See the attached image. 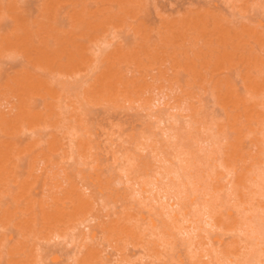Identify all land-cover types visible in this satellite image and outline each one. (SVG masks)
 Segmentation results:
<instances>
[{
    "label": "rangeland",
    "instance_id": "rangeland-1",
    "mask_svg": "<svg viewBox=\"0 0 264 264\" xmlns=\"http://www.w3.org/2000/svg\"><path fill=\"white\" fill-rule=\"evenodd\" d=\"M259 22L264 0H0V264H264Z\"/></svg>",
    "mask_w": 264,
    "mask_h": 264
},
{
    "label": "bare ground",
    "instance_id": "bare-ground-1",
    "mask_svg": "<svg viewBox=\"0 0 264 264\" xmlns=\"http://www.w3.org/2000/svg\"><path fill=\"white\" fill-rule=\"evenodd\" d=\"M260 2H262V1H260ZM260 4H261V3H260ZM44 5H45V4H44ZM254 5H255V4H254ZM261 5H262V4H261ZM47 6H48V5H47ZM218 6H219V5H218ZM262 6H263V5H262ZM57 7H58V6H57ZM211 8H212V7H211ZM215 8H216V7H215ZM38 9H40V8H38ZM47 9H48V8H47ZM57 9H58V8H57ZM216 10H217V9H216ZM261 10H262V9H261ZM39 11H40V10H39ZM53 11H54V10H53ZM210 11H212V10H210ZM214 11H215V9H214ZM216 12H217V11H216ZM233 12H234V11H233ZM215 14H216V13H215ZM54 16H56V15H54ZM54 18H55V17H54ZM261 21H262V20H261ZM251 23H252V22H251ZM259 25H260V26H264V25H262L260 22H259ZM250 26H251V25H250ZM205 27H206V26H205ZM205 27H204V28H205ZM225 27H226V26H225ZM255 28H256V27H255ZM205 30H207V28H206ZM243 30H244V29H243ZM248 30H249V29H248ZM263 30H264V29H263ZM200 31H201V30H200ZM222 31H223V29H222ZM205 32H206V31H205ZM214 32H215V31H214ZM226 32H227V31H226ZM253 32H254V31H252V34H253ZM219 33H220V32H219ZM254 33H255V32H254ZM200 34H202V33H200ZM204 34H205V33H204ZM223 34H224V33L222 32V35H223ZM248 34H249V33H248ZM252 34H251V35H252ZM262 34H263V32H262ZM255 35H256V34H255ZM95 36H97V35H95ZM205 36H206V34H205ZM223 36H224V35H223ZM225 36H226V35H225ZM247 36H248V35H247ZM257 36H258V35H257ZM92 37H93V36H92ZM250 37H251V36H250ZM90 38H91V37H90ZM95 38H98V37H95ZM225 38H226V37H225ZM217 39H218V38H217ZM220 39H222V38H220ZM100 40H101V39H100ZM102 40H103V39H102ZM212 40H213V39H212ZM247 40H248V39H247ZM93 41H94V40H93ZM239 41H240V40H239ZM262 41H263V40H262ZM98 42H99V41H98ZM102 42L105 43V41H101V43H102ZM96 44H97V43H96ZM229 44H230V42H229ZM254 44H256V43H254ZM263 45H264V44H263ZM98 47H99V45H98ZM100 49H101V48H100ZM101 51H102V50H101ZM242 62H243V61H242ZM238 63H239V62H238ZM242 76H243V75H242ZM241 79H242V78H241ZM243 79H244V78H243ZM251 83H252V82H251ZM104 85H105V84H104ZM104 85H103V86H104ZM258 85H260V84H258ZM106 86H107V83H106ZM106 86H105V87H106ZM115 87H116V86H115ZM108 88H109V87H108ZM108 88H107V90H105V91H108ZM100 89H102V88H100ZM103 89H104V88H103ZM116 89H117V88H116ZM109 90H111V89H109ZM256 91H257V90H256ZM103 92H104V90H103ZM262 92H263V91H262ZM104 93H105V92H104ZM107 93H108V92H107ZM115 93H116V90H115ZM117 93H119V92L117 91ZM117 93H116V94H117ZM108 94H109V93H108ZM110 94H111V91H110ZM110 94H109V95H110ZM103 96H107V95H103V94H102V97H103ZM110 96H111V95H110ZM110 96H107V98L110 97ZM113 96H114V94H113ZM124 96H125V95H124ZM121 97H122V96H121ZM124 98H126V96H125ZM124 98H123V99H124ZM128 98H129V97H128ZM129 100H130V99H129ZM156 101H159V98L156 99ZM37 113H38V112H36V114H37ZM42 114H43V113H42ZM41 116H42V115H41ZM35 117H36V116H35ZM35 117H33V119H34ZM26 118H27V117H26ZM40 118H41V117H40ZM36 119H37V118H36ZM36 119H34V120H36ZM38 119H39V117H38ZM38 119H37V120H38ZM41 119H42V118H41ZM34 120H33V121H34ZM159 120H160V119H159ZM163 120H164V119H163ZM21 121H22V120H21ZM33 121H31V122H33ZM39 121H40V120H39ZM160 121H162V119H161ZM23 122H24V121H23ZM35 123H36V121H35ZM35 123H34V124H35ZM38 123H39V122H38ZM42 123L45 124L44 120H43ZM19 124H21V123L19 122ZM25 124H26V122H25ZM27 124H28V125H27L26 127H28V128L30 127L29 125H32L31 123H28V122H27ZM39 124H40V123H39ZM45 125H46V124H45ZM47 125H48V124H47ZM47 125H46V126H47ZM19 126H20V125H19ZM22 126H23V125H22ZM24 126H25V125H24ZM33 126H34V125H33ZM20 127H21V126H20ZM21 128H22V127H21ZM21 128H20V129H21ZM28 128H26V129H28ZM30 128L32 129V127H30ZM69 128H70V127H69ZM73 129H74V127H73ZM34 132H35V130H34ZM7 145H8V144H7ZM6 147H7V146H6ZM14 150H15V149H14ZM20 151H21V150H20ZM11 154L13 155L14 153H11ZM17 154H19V152H17ZM181 154L183 155V153H180V154H178L179 156H177V157H178L179 160L184 161V158L180 157ZM15 155H16V153H15ZM6 156H7V155H6ZM1 157H2V156H1ZM12 157H13V156H12ZM13 158H14V157H13ZM11 159H12V158H11ZM11 159H10V161H11ZM3 160H5V158H4V159L2 158V161H3ZM8 160H9V158H8ZM8 160H6V162H8ZM37 160H38V159H37ZM37 160H36V161H37ZM4 162H5V161H4ZM12 163H13V162H11L10 165H12ZM30 163H31V162H30ZM2 164H3V163H2ZM8 164H9V163H8ZM6 165H7V164H6ZM15 165H16V164H15ZM28 166H29V165H28ZM36 166H37V165H36ZM36 166H35V167H36ZM260 166H262V165H260ZM260 166H258L259 168H258V170H256V174H257L256 177H258V179L261 180V179L264 178V176H263V175H264V174H263L264 167H260ZM3 167H4V166H3ZM10 167H11V166H10ZM12 167H13V166H12ZM38 167H39V166H38ZM255 167H257V165H256ZM4 168H5V167H4ZM6 168H7V167H6ZM29 168H30V167H29ZM181 168L183 169V167H181ZM1 169H2V168H1ZM8 169H9V168H8ZM39 169H40V167H39ZM34 170H35V169H34ZM183 170H184V169H183ZM183 170L181 171L180 169H178V167H177L176 169H172V168H171V170L168 169V170L166 171V173H165L163 176H165L164 178H167V176H169L170 174H173V175L175 176V178L181 179L182 177H185V173L183 172ZM18 171H19V170H17L16 173H18ZM27 171H28V170H27ZM27 171H26V173H27ZM35 171H36V170H35ZM32 172H33V171H32ZM1 173H2V172H1ZM9 173H10V172H8V174H9ZM13 173H14V171H13ZM13 173H11V176H12ZM16 173H15V174H16ZM24 173H25V172H24ZM24 173H23V174H24ZM26 173H25V174H26ZM6 174H7V173H6ZM6 174H5V176H6ZM21 174H22V173H21ZM2 175H3V174H2ZM13 175H14V174H13ZM28 175H29V174H28ZM38 175H39V174H38ZM40 175H41V174H40ZM5 176H4V177H5ZM14 176H16V175H14ZM29 176H30V175H29ZM262 177H263V178H262ZM9 178H10V176L7 178V180H8ZM11 178H12V177H11ZM13 178H14V177H13ZM4 179H6V178H4ZM8 181H9V180H8ZM8 181H7L6 183H9ZM15 181H16V180H15ZM84 181H85V180H84ZM84 181H83V182H84ZM256 181H257V180H256ZM1 182H2V181H1ZM12 182H13V181H12ZM78 182H79V181H78ZM83 182H82V183H83ZM154 182H155V181H154ZM154 182L151 181V184H153L152 186H155V185H156V184L154 185ZM6 183H4V184H6ZM1 186H3V185H1ZM23 187H24V185H23ZM28 187H29V186H28ZM77 187H78V186H77ZM82 187H83L84 191H88V190H90V189L86 186V184H85V185L82 184ZM156 187L158 188L159 186H156ZM24 188H25V187H24ZM26 188H27V187H26ZM80 188H81V187H80ZM160 188H161V187H159V189H160ZM30 189H31V191H32L33 188H29V192H30ZM78 189H79V188H78ZM161 189H162V188H161ZM161 189H160V190H161ZM34 190H35V189H34ZM79 190H80V189H79ZM142 191H143V190H142ZM27 192H28V191H27ZM139 192H140V191H139ZM139 192H138V193H139ZM160 192H161V191H160ZM164 192H165V191H164ZM35 193H37V192H35ZM81 193H82V191H81ZM82 194H83V193H82ZM20 195H23V194H20ZM31 195H33V194L31 193ZM34 195H35V194H34ZM85 196H86V195H85ZM87 197H89V196H87ZM161 197H162V198H161ZM163 197H164L165 199H166V198L169 199V200L171 199V196H168V195L166 194V192H165L162 196H160L161 199H163ZM167 202H168V201H167ZM168 205H177V203H175V202H174V203H168ZM204 206H206V205H204ZM204 208H205V207H204ZM207 208H208V207H207ZM203 210H204V209H201L200 212L203 213V215L206 216V218H209V220H210V219L212 218V216H211L210 213L208 212V211H210V210H208V211H207V210H206V211H203ZM210 212H211V211H210ZM201 213H200V214H201ZM201 215H202V214H201ZM86 220H87V219H85V221H86ZM85 221L82 220L79 224H82V225H83ZM210 222H211V221H206V224H210L209 226L212 227L214 223L212 224V222H211V223H210ZM258 224H260V223H258ZM86 226H88V225H85V227H86ZM85 227H84V228H85ZM88 228H89V227H88ZM88 228H87V229H88ZM195 228H196V227H194V228L192 227L191 230L193 231ZM194 231H195V230H194ZM185 232H186V235H187V234H189L191 231H190V232H189V231H188V232H187V231H184V233H185ZM52 235H53V234H52ZM59 235H60L59 233H58V234L55 233L53 236H54V237L57 236V238H58ZM91 236H92V237H95L96 234L93 233V234H91ZM54 237H53V238H54ZM51 238H52V237H51ZM51 238H50V239H51ZM11 239H12V238H11ZM11 239H10V240H11ZM92 239H93V238H92ZM93 240H94V239H93ZM113 253H114V252H113ZM113 253H112V254H113ZM112 254H111V256H115V255H116V253H114L115 255H114V254L112 255ZM206 255H207V254H206ZM109 259H110V258H109ZM111 260H112V259H110V261H111ZM251 260H252V259L250 258V260H248V262L251 261ZM51 262H52L53 264H57V263L59 262V258H58L57 256L52 257V258H51ZM113 262H114V261H113ZM245 262H246V261H245ZM52 263H51V264H52ZM59 263H60V262H59ZM59 263H58V264H59ZM257 263H258V262H257Z\"/></svg>",
    "mask_w": 264,
    "mask_h": 264
}]
</instances>
